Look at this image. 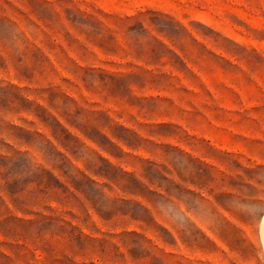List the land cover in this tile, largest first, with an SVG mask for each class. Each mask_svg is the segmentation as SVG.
Segmentation results:
<instances>
[{
    "label": "rangeland",
    "instance_id": "1",
    "mask_svg": "<svg viewBox=\"0 0 264 264\" xmlns=\"http://www.w3.org/2000/svg\"><path fill=\"white\" fill-rule=\"evenodd\" d=\"M0 264H264V0H0Z\"/></svg>",
    "mask_w": 264,
    "mask_h": 264
}]
</instances>
